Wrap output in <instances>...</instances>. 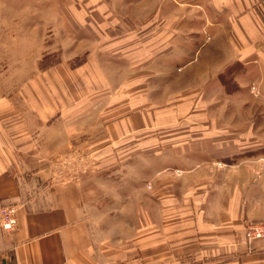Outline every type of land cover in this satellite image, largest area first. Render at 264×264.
Segmentation results:
<instances>
[{
    "label": "crops",
    "instance_id": "obj_1",
    "mask_svg": "<svg viewBox=\"0 0 264 264\" xmlns=\"http://www.w3.org/2000/svg\"><path fill=\"white\" fill-rule=\"evenodd\" d=\"M173 1V12L158 7L142 25L144 29L140 26L126 31L127 42L111 41L102 46L107 51H123V56L112 59L101 57L99 52L98 60L88 61L72 73L68 71L67 86L62 77L56 80L64 83L55 94L61 100L60 108H52L54 98L48 100L46 92L39 98L27 97L40 120L45 123L56 109L64 119L78 115L80 133L86 129L92 132L94 128L95 137L88 141L90 150H95L98 143H105L110 149L147 146L150 140L146 132L153 121L145 94L156 91L153 77L162 80L170 75L158 73L148 81L136 76L135 71L155 73L151 60H172L164 64L179 67L180 73L191 71V87L196 93L193 96L220 92L218 73L237 62L239 91L248 93L246 84L254 83L256 93L264 96V0ZM189 2L190 11L183 8ZM116 22L115 15L102 3L98 4V33L119 34L114 28ZM141 31L150 35L137 39L134 34ZM186 36L192 42H187ZM183 50H189L194 56L189 59ZM137 60L148 63L140 66L142 70H135ZM106 62L115 67L114 75L101 69ZM123 62L130 72L120 80L117 68ZM71 76H77L79 85L74 82L77 88L72 85ZM156 83L162 84L160 80ZM7 105L0 102V117L6 116L8 110L2 111L1 107L7 108ZM258 111L264 114V109ZM166 113L175 115L172 111ZM14 115L12 124L0 121V206H17L15 229L7 231L0 227V264H186L187 260L190 264H264V241L247 243L240 233L246 222L264 220V154L225 164L219 157L230 156L232 141L225 136L222 140L210 141V146H223V151L222 155H210L208 162L222 166L209 172L203 182L195 170L183 172V176L191 174L197 180L191 183V194L184 193L187 198L183 199L190 201L188 206L185 200L184 208L177 211L179 200L166 191L160 196L162 222H151L150 215L146 214L137 235L119 242V237L105 239L99 229L98 235L95 233L88 204L79 203L72 190L55 192L58 197L54 205L29 208L31 200L22 197L20 183L27 176L21 164L22 155L32 160L38 170H42L40 165L48 161V156L42 150L43 145L40 147L37 142L36 129L29 128L18 112ZM98 120L105 124V138L98 139L96 135ZM74 125L68 123V131H74ZM255 127L254 140L248 141L246 132L241 134L240 150L233 153L264 147V123ZM83 145L86 146V141ZM194 158L200 157L196 154ZM172 208L176 212L174 219L172 214L168 216Z\"/></svg>",
    "mask_w": 264,
    "mask_h": 264
},
{
    "label": "rangeland",
    "instance_id": "obj_2",
    "mask_svg": "<svg viewBox=\"0 0 264 264\" xmlns=\"http://www.w3.org/2000/svg\"><path fill=\"white\" fill-rule=\"evenodd\" d=\"M101 3L115 15L114 28L119 34L98 33V4ZM174 5L173 0H0V102L8 103L7 108L1 107L2 111H8L0 121L12 124L15 111L18 112L29 128L36 129L37 142L40 147L43 145L42 150L48 156V161L40 165L42 170H38L33 167L32 160L22 155L21 164L27 176L20 183L22 197L31 200L29 208L54 205L58 197L55 192L72 190L79 203L88 204L89 218L97 235L99 229L107 240L113 236L119 237V242L125 241L137 235L144 215H150L151 222H162L164 212L160 210V196L166 191L179 200L176 208L173 204L177 211L184 208L182 205L187 200L183 199L187 198L184 193L191 194V183L197 180L191 174L183 176V172L193 169L203 182L209 172L221 165L208 162L210 155H222L223 151V146H210V141L222 140L224 136L232 141L230 156L219 157L222 163L232 165L254 156V148L233 152L240 150L241 134L246 132L248 141H252L254 125L257 129L264 123V114L258 113L259 109H264V96L256 93L254 83L246 84L248 93L239 91L237 62L218 73L222 90L212 95L203 92L193 96L196 93L191 87V71L180 73L179 67L170 68L164 64L172 60H151L155 73L135 71L136 76L147 81L158 73L159 76L170 74L162 80L153 77L152 82L160 80L162 84L153 82L156 91L145 94L155 125L152 122L146 132L150 144L143 147L110 149L105 143H98L95 150H90L88 141L95 137L94 128L92 132L86 129L80 133L78 115L64 119L56 109L57 112L43 123L36 110L31 109L29 98H39L42 92H46L48 100L54 98L52 108H60L61 100L55 98V94L64 83H56V80L62 77L67 86L68 71L72 73L88 61L98 60L99 52L100 56L112 59L123 56V51H107L102 46L111 41L127 42L126 31L140 26L144 29L142 25L156 8L170 13ZM191 6L189 2L183 8L190 11ZM134 35L144 39L150 34L141 31ZM186 37L187 42H192ZM103 40L107 41L102 43ZM183 54L189 59L194 56L189 50H183ZM123 63L117 68L120 80L130 72ZM146 63L148 61L137 60L135 70H142L140 66ZM101 69L114 75L115 67L107 62ZM220 74L224 75L221 79ZM70 79L72 85L78 84L77 76ZM168 111L175 115H167ZM68 123L75 124L74 131H68ZM106 134L105 124L98 120V139L105 138ZM85 141L86 146L83 145ZM246 153L251 154L245 156ZM196 154L199 159L194 158ZM64 183L66 186L62 188ZM73 190H77L76 193ZM188 203L189 200L185 202L187 206ZM174 208L168 211L172 219L176 213ZM185 263L190 264V260Z\"/></svg>",
    "mask_w": 264,
    "mask_h": 264
},
{
    "label": "built area",
    "instance_id": "obj_3",
    "mask_svg": "<svg viewBox=\"0 0 264 264\" xmlns=\"http://www.w3.org/2000/svg\"><path fill=\"white\" fill-rule=\"evenodd\" d=\"M16 213V204L1 205L0 227L7 231H13L16 226ZM241 236L247 243L256 240L264 241V220L246 222L242 227Z\"/></svg>",
    "mask_w": 264,
    "mask_h": 264
},
{
    "label": "trees",
    "instance_id": "obj_4",
    "mask_svg": "<svg viewBox=\"0 0 264 264\" xmlns=\"http://www.w3.org/2000/svg\"><path fill=\"white\" fill-rule=\"evenodd\" d=\"M222 76H224V75L220 74V79H221ZM222 82H223V80H222ZM224 83H225V82H224ZM248 154H251V153H246L245 156H248ZM259 154H264V147L259 148V149H257V150H254V152H253V155H254V156H257V155H259Z\"/></svg>",
    "mask_w": 264,
    "mask_h": 264
}]
</instances>
